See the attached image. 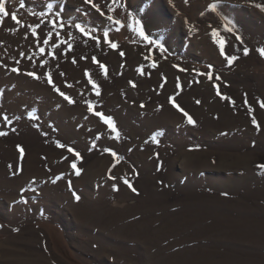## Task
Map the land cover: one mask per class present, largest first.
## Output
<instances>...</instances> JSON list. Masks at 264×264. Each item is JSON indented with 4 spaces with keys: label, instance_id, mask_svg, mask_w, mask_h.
I'll return each mask as SVG.
<instances>
[{
    "label": "rangeland",
    "instance_id": "rangeland-1",
    "mask_svg": "<svg viewBox=\"0 0 264 264\" xmlns=\"http://www.w3.org/2000/svg\"><path fill=\"white\" fill-rule=\"evenodd\" d=\"M93 2L0 0V264H264V0Z\"/></svg>",
    "mask_w": 264,
    "mask_h": 264
},
{
    "label": "snow or ice",
    "instance_id": "snow-or-ice-1",
    "mask_svg": "<svg viewBox=\"0 0 264 264\" xmlns=\"http://www.w3.org/2000/svg\"><path fill=\"white\" fill-rule=\"evenodd\" d=\"M85 2L88 3V4H90L91 7L94 8L97 12H100L102 15H106V13H105V12L99 7V5H97L96 3H94L93 0H85ZM115 2H116V0H112V3H115ZM255 6L258 7V8H261L262 10H264V5L257 4V5H255ZM209 7H210L212 10H216L217 5H216L215 3H213V4H211ZM109 11H114V9L109 8ZM0 13H4L5 15H7V13H5V6H4V4H2V3H0ZM12 19H13L14 21L16 20V15H15V14L12 15ZM109 19H112V17H109ZM115 23L120 24L121 22H120L119 20H116ZM135 23H136L139 27H138V28H134L133 30H134V31H138L140 36H142L145 40H148V36L145 34V31H144V28H143V23H142V21H140V20H136ZM29 27H32V26H29ZM76 28H77L81 33H83L84 35H89V33L85 30V28H84L82 25L77 24V25H76ZM227 30H228L229 32L232 31L231 28H228ZM32 31H33V34L36 33V29H35V27H32ZM108 35H109L108 32H104V36H105V37H108ZM212 36H213V37H216V36H217V31H216V30H214V31L212 32ZM50 37H51V33H49V38H50ZM236 39L239 40L241 43L243 42V41H242V38H241L240 36H238V35L236 36ZM48 42H49L48 39H45V40L43 41V43H45V44H47ZM149 42L152 43V41H149ZM217 43L219 44V48H220V52H221V54H222V55H225V41H224V40H218ZM111 47H112V48H117L118 45H117L116 43H112V44H111ZM158 47L163 48V45H158ZM39 51L43 54V53L45 52V49H44L43 47H41V48L39 49ZM257 51H258V53H259L261 56H264V48L258 49ZM243 52H244L245 55H247V54H249L250 49H248V48H244V49H243ZM120 54L123 55V53H120ZM93 59H95V58H93ZM237 59H238V58H237L236 56H226V60H227L228 63H230V64H231L232 62H234L235 60H237ZM75 62H76V61L73 60V63H75ZM45 63H46V62H45ZM100 67H101L102 69H104V65H100ZM210 67H211V66H210ZM12 71L16 72V71H18V69L13 68ZM86 74H87V73H86ZM105 74H106V69H105ZM28 75H29V76H34L35 73H31V72H29ZM208 78H209V79H212V75H211V73L208 74ZM48 82H49V83H52L51 78H49V81H48ZM90 82H92L91 79H90ZM92 83H93V89L96 91V95H100V92H99V90H98V86L95 85L94 82H92ZM133 86H135V85H133ZM53 87H54V90H55L60 96H62L65 100H67L69 103H74V101L72 100L71 97L67 96L63 91H61V90H60L58 87H56L54 84H53ZM69 87H70V85H69ZM218 94H219V93H218ZM224 98H225V99H228V97H224ZM86 103H88L89 110L92 111L93 108H94V105L92 104V102H91V101H86ZM197 103H199V101H197ZM233 103H235V102L233 101ZM259 103H260V106H261L262 108H264V101H259ZM175 107H177L178 110L181 111V112L183 113V115L187 118L189 124H193V125L195 124V121H194V119L192 118V116L189 115L186 111H184V109L180 108L179 105H175ZM94 114H95L97 117H99V118H100L105 124H108V125L112 128V131H114V132L117 131V130H116V127H115V123H114L112 117H110V116H105V115H104L103 113H101V112H94ZM4 119H5V120H8L9 118H8V117H4ZM253 123L256 124L257 127H259V124L257 123V121H256L255 119H253ZM2 135H5V133H4V132H0V136H2ZM45 135H46V134H45ZM117 138H119L118 134H117ZM57 143H58V146H59V147H61V148H64V147H65V145L60 144L59 142H57ZM20 151H21V152L24 151L23 147L20 148ZM67 151L70 152V153H74V155L77 156V157L80 156V153H79V152H76L72 147H68V148H67ZM104 151H106V152H111V154H112L113 156H116V155H117V154H116L114 151H112L111 149H107V148H106V149H104ZM71 166H72L73 169H75V174H76L77 176L81 175V170H80L79 168H77V166H76L75 163H72ZM257 167H258V168H264V164H262V165H258ZM111 178H112V179H116V177H111ZM124 183H125V184H126V185H127V186H128L133 192H136V191H137V189H136L135 187H133V186L131 185V183H130L127 179L124 180ZM116 190L118 191V188H117ZM33 191H35V190H33ZM225 195H227V194H225ZM73 196H74V199H75L76 201H79V200L81 199V197H80L79 195L75 194V193H73ZM16 231H19V229H16Z\"/></svg>",
    "mask_w": 264,
    "mask_h": 264
}]
</instances>
